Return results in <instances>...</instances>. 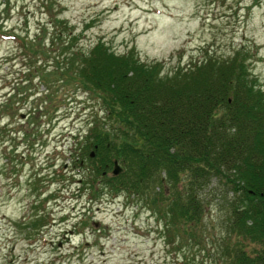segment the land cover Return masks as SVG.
<instances>
[{"label":"rangeland","instance_id":"rangeland-1","mask_svg":"<svg viewBox=\"0 0 264 264\" xmlns=\"http://www.w3.org/2000/svg\"><path fill=\"white\" fill-rule=\"evenodd\" d=\"M57 18L76 26L85 52L99 41L118 54L136 50L164 75L243 50L264 89V1L0 0V264H225L224 182L205 188L209 207L187 236L145 198L104 183L96 197L87 186L78 142L101 103L67 87L49 96L44 75L56 63L15 37L45 30L49 54Z\"/></svg>","mask_w":264,"mask_h":264},{"label":"trees","instance_id":"trees-1","mask_svg":"<svg viewBox=\"0 0 264 264\" xmlns=\"http://www.w3.org/2000/svg\"><path fill=\"white\" fill-rule=\"evenodd\" d=\"M51 27L56 47L49 54L40 37L45 30L31 41L15 37L22 49L56 63L44 75L49 96L67 87L101 103L103 115L90 121L76 161L86 166L94 196L104 183L145 198L187 236L195 235L209 207L205 188L222 181L232 193L225 264H264V89L247 54L206 56L164 75L160 63L142 61L136 50L118 54L99 41L85 52L65 18ZM115 160L124 168L119 175L112 174Z\"/></svg>","mask_w":264,"mask_h":264},{"label":"water","instance_id":"water-1","mask_svg":"<svg viewBox=\"0 0 264 264\" xmlns=\"http://www.w3.org/2000/svg\"><path fill=\"white\" fill-rule=\"evenodd\" d=\"M121 171H122V167H121L120 163L118 162V160H115L114 168H113V173H114L115 175H117V174H119Z\"/></svg>","mask_w":264,"mask_h":264},{"label":"flooded vegetation","instance_id":"flooded-vegetation-1","mask_svg":"<svg viewBox=\"0 0 264 264\" xmlns=\"http://www.w3.org/2000/svg\"><path fill=\"white\" fill-rule=\"evenodd\" d=\"M29 236H30L29 238H31V235H29ZM59 246L60 247L63 246V242L62 241L59 242Z\"/></svg>","mask_w":264,"mask_h":264},{"label":"bare ground","instance_id":"bare-ground-1","mask_svg":"<svg viewBox=\"0 0 264 264\" xmlns=\"http://www.w3.org/2000/svg\"><path fill=\"white\" fill-rule=\"evenodd\" d=\"M63 245H64V243H63Z\"/></svg>","mask_w":264,"mask_h":264}]
</instances>
